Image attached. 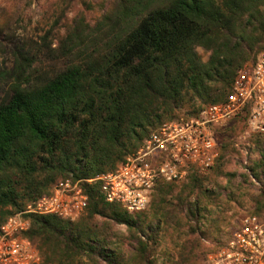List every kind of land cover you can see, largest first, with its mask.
<instances>
[{"label": "trees", "instance_id": "1", "mask_svg": "<svg viewBox=\"0 0 264 264\" xmlns=\"http://www.w3.org/2000/svg\"><path fill=\"white\" fill-rule=\"evenodd\" d=\"M73 1L60 6L65 19ZM101 3L94 24L80 13L57 44L52 30L38 42L7 39L8 22L0 26V59L13 55L9 69L0 63V227L57 182L114 170L181 112L225 101L239 69L264 49V0ZM45 54L63 67L49 69ZM216 140L210 173L159 184L148 210L129 213L85 184L79 219L26 215L25 237L49 264H207L206 243L222 246L239 210L264 216V134L251 137L240 176L227 171L234 143Z\"/></svg>", "mask_w": 264, "mask_h": 264}, {"label": "built area", "instance_id": "2", "mask_svg": "<svg viewBox=\"0 0 264 264\" xmlns=\"http://www.w3.org/2000/svg\"><path fill=\"white\" fill-rule=\"evenodd\" d=\"M244 117L251 132L264 134V49L239 69L225 101L163 123L114 170L88 180H61L50 195L10 217L0 227V264H49L25 237L31 228L26 215L79 219L89 204L85 184L98 185L107 202L119 204L129 213L148 210L159 184L181 185L191 173L211 170L220 156L215 129ZM209 262L264 264V216H245L229 239L210 255Z\"/></svg>", "mask_w": 264, "mask_h": 264}, {"label": "rangeland", "instance_id": "3", "mask_svg": "<svg viewBox=\"0 0 264 264\" xmlns=\"http://www.w3.org/2000/svg\"><path fill=\"white\" fill-rule=\"evenodd\" d=\"M61 4H63V0H0V26L8 22V27L6 29L7 39H14V37L16 39L32 38L38 42L41 41V37L52 30L53 32L50 36L57 44L66 28L76 16L80 13H84L87 16L88 22L94 24L95 20L101 15L103 7L101 0H74L66 10L68 19H65L61 14L63 10L60 7ZM200 52L203 54L202 50H200ZM204 58H207L205 54ZM43 59L45 62L47 61L49 69L57 71L63 67L62 62H54L51 61V59L48 61L46 54L43 55ZM11 60H13V55L11 52H8L1 57L0 63L3 67L6 65L9 69L12 65L10 62ZM3 87L4 86L0 84V95L3 92ZM181 115H184V112H181L180 116ZM216 135L219 141H221L222 137H226L234 143V149L230 152V163L227 166V171L232 174H237L238 176L245 174V172H247L245 167L250 164L252 157L249 153V147H251L250 139L255 133L251 132L244 122L233 120L217 127L215 129V136ZM210 171L211 170L205 174L210 173ZM222 182L225 185L226 179H222ZM30 204L31 203L28 205ZM248 214L249 213L245 210H239L238 214L231 218L232 224L230 226H223V231L220 233L222 244L229 239L240 221ZM117 230L121 233L126 232L124 226H118ZM220 245L221 244H217L215 241L206 243L208 252L207 264H210V255L215 252Z\"/></svg>", "mask_w": 264, "mask_h": 264}]
</instances>
